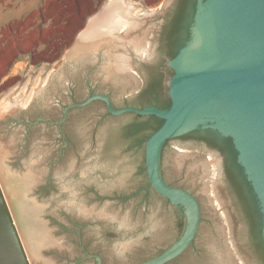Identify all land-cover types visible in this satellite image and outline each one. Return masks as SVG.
I'll return each mask as SVG.
<instances>
[{
	"label": "rangeland",
	"instance_id": "obj_1",
	"mask_svg": "<svg viewBox=\"0 0 264 264\" xmlns=\"http://www.w3.org/2000/svg\"><path fill=\"white\" fill-rule=\"evenodd\" d=\"M169 1H10L13 14L0 22V183L30 264H96L89 255L136 264L181 236V212L139 191L146 115H113L95 99L58 124L65 105L95 93L114 108L166 101L168 60L187 40L179 35L168 55L161 24ZM117 2L121 24L82 41L86 25ZM153 73L159 96L142 93ZM159 160L161 178L193 194L201 214L191 244L165 264H264L262 217L227 137L192 128L166 140Z\"/></svg>",
	"mask_w": 264,
	"mask_h": 264
},
{
	"label": "water",
	"instance_id": "obj_2",
	"mask_svg": "<svg viewBox=\"0 0 264 264\" xmlns=\"http://www.w3.org/2000/svg\"><path fill=\"white\" fill-rule=\"evenodd\" d=\"M168 66L172 74L167 107L114 108L107 94L95 93L82 102L65 105L58 121L65 120L70 108L95 99H101L113 115L135 113L162 119L144 141V188L151 187L168 199L183 215L184 226L169 247L136 264H165L185 251L197 233L201 215L197 199L161 178L159 160L166 140L192 128H209L216 136L231 139L236 162L257 200L264 239V0H197L189 37L168 60ZM89 256L101 264L99 256ZM0 264H30L1 187Z\"/></svg>",
	"mask_w": 264,
	"mask_h": 264
},
{
	"label": "flooded vegetation",
	"instance_id": "obj_3",
	"mask_svg": "<svg viewBox=\"0 0 264 264\" xmlns=\"http://www.w3.org/2000/svg\"><path fill=\"white\" fill-rule=\"evenodd\" d=\"M172 1L173 0L170 1L169 6L171 5ZM193 5L194 0H176L172 7L165 10L161 24V35H163V41L165 48L168 50V55L173 54V45L179 35L183 34L185 39L189 37V27L192 22L191 15L193 11ZM157 77V74H151L148 88L156 83L158 79ZM149 95L159 96L161 94L151 90ZM227 141L234 152V161L236 165L240 168V171L243 172L242 167L236 162V151L229 137H227Z\"/></svg>",
	"mask_w": 264,
	"mask_h": 264
},
{
	"label": "bare ground",
	"instance_id": "obj_4",
	"mask_svg": "<svg viewBox=\"0 0 264 264\" xmlns=\"http://www.w3.org/2000/svg\"><path fill=\"white\" fill-rule=\"evenodd\" d=\"M106 5H108V4H106ZM109 5L106 6V8L102 9L100 11V13L98 14V16L96 18H93L90 21V23H88L86 25L87 26L86 33L83 34V36H82L83 40L82 41H90L91 39L98 37L103 32L113 31L115 28H117L121 24V21L125 18V15H126L124 12L125 11V5H122L121 3L118 4V2L115 5L112 4L113 6H109ZM192 43H193V41H192ZM187 54H188V52H187ZM187 54H185V56ZM176 64H178V63L174 62V65H176ZM7 170H9V169H7ZM1 171L2 170H0V172ZM0 187H1V183H0ZM1 190H2L3 195L5 197V193H4L2 187H1ZM26 191L30 193L31 187H28L26 189ZM5 200L7 202V205L9 206L6 198H5ZM9 209H10V206H9ZM10 211H11V209H10ZM11 214H12V212H11ZM12 217H13V214H12ZM28 219H30V221L32 222L31 217H28ZM13 221H15L14 218H13ZM35 225L37 227L36 230L39 231L41 234H43V237H45L44 232H45L46 236H48V233L46 232V230L43 226L44 224L42 225L41 222H37V223L34 222V226ZM15 226L17 228L16 224H15ZM17 232H18L20 240H21V235L19 233L18 228H17ZM43 237H41V240H45L47 238V237L46 238H43ZM21 243H22V246L24 248L22 240H21ZM24 251H25V248H24ZM25 254H26V252H25ZM26 256H27V254H26ZM27 259H28V256H27Z\"/></svg>",
	"mask_w": 264,
	"mask_h": 264
},
{
	"label": "trees",
	"instance_id": "obj_5",
	"mask_svg": "<svg viewBox=\"0 0 264 264\" xmlns=\"http://www.w3.org/2000/svg\"><path fill=\"white\" fill-rule=\"evenodd\" d=\"M171 55V54H170ZM156 91L160 94V81L159 79H157L156 83H154L153 85H151L149 88H147L146 90H144L142 93L144 94H149L150 91ZM144 94V95H145ZM148 104H153V105H157L158 107H161V108H165L169 105V98L166 99V101H147V100H144V101H137L135 104V106H139V107H142L144 105H148ZM146 117L149 118V122L147 123L146 127H145V130H144V134H142V142L145 141V139L148 137V135L153 131L155 130L162 122V119L154 116V115H146ZM232 146V145H231ZM146 185L145 184H142L139 186V191L141 192H147V191H150L153 195H156V196H159L160 198H162L165 202L169 203V200L158 195L151 187H147V188H144V186ZM252 214V213H250ZM253 219V214L250 215ZM263 246V245H262ZM260 246V250L262 251L263 253V250L261 249Z\"/></svg>",
	"mask_w": 264,
	"mask_h": 264
},
{
	"label": "crops",
	"instance_id": "obj_6",
	"mask_svg": "<svg viewBox=\"0 0 264 264\" xmlns=\"http://www.w3.org/2000/svg\"><path fill=\"white\" fill-rule=\"evenodd\" d=\"M11 0H0V22L5 19H7L11 14H13V11L11 10ZM69 50L67 53L69 54ZM42 84V83H40ZM45 85V84H43ZM41 85V86H43Z\"/></svg>",
	"mask_w": 264,
	"mask_h": 264
}]
</instances>
